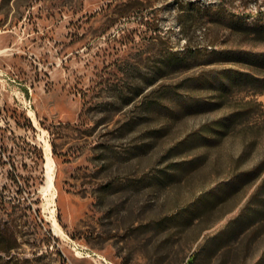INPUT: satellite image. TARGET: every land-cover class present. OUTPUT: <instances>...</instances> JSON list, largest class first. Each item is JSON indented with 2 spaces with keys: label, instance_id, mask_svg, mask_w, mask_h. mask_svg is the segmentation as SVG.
<instances>
[{
  "label": "rangeland",
  "instance_id": "rangeland-1",
  "mask_svg": "<svg viewBox=\"0 0 264 264\" xmlns=\"http://www.w3.org/2000/svg\"><path fill=\"white\" fill-rule=\"evenodd\" d=\"M125 1L0 0V264H264V28Z\"/></svg>",
  "mask_w": 264,
  "mask_h": 264
},
{
  "label": "trees",
  "instance_id": "trees-1",
  "mask_svg": "<svg viewBox=\"0 0 264 264\" xmlns=\"http://www.w3.org/2000/svg\"><path fill=\"white\" fill-rule=\"evenodd\" d=\"M179 3L178 16L181 19L183 29L190 27L195 19H206L210 24L229 28L231 30L264 28V23L251 25L244 22L250 16H254L258 22L264 18V0H254L258 7L254 11L250 9L252 0H215L202 4L200 0H177ZM127 6L141 9L147 3L145 0H126ZM191 20V21H190ZM264 185V177L259 183V188ZM259 191V189H257ZM11 246H0L1 251L9 252Z\"/></svg>",
  "mask_w": 264,
  "mask_h": 264
},
{
  "label": "bare ground",
  "instance_id": "bare-ground-1",
  "mask_svg": "<svg viewBox=\"0 0 264 264\" xmlns=\"http://www.w3.org/2000/svg\"><path fill=\"white\" fill-rule=\"evenodd\" d=\"M46 152H47V158L48 160L51 162V156H52V145L51 143H48L47 146H46ZM49 170H48V178H49V181L51 184L54 185V171H53V167L49 166Z\"/></svg>",
  "mask_w": 264,
  "mask_h": 264
},
{
  "label": "built area",
  "instance_id": "built-area-1",
  "mask_svg": "<svg viewBox=\"0 0 264 264\" xmlns=\"http://www.w3.org/2000/svg\"><path fill=\"white\" fill-rule=\"evenodd\" d=\"M110 264V263H109Z\"/></svg>",
  "mask_w": 264,
  "mask_h": 264
}]
</instances>
